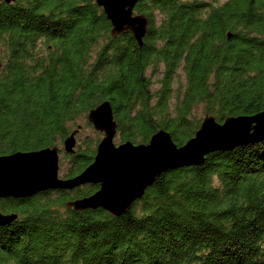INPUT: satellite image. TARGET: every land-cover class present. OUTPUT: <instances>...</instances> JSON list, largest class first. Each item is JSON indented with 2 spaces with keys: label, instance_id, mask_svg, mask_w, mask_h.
<instances>
[{
  "label": "trees",
  "instance_id": "obj_1",
  "mask_svg": "<svg viewBox=\"0 0 264 264\" xmlns=\"http://www.w3.org/2000/svg\"><path fill=\"white\" fill-rule=\"evenodd\" d=\"M134 11L148 19L140 45L129 30L113 36L95 0H0V155L63 147L78 129L61 176L79 173L101 137L77 143V120L92 126L102 100L117 143L163 129L179 146L199 107L219 122L264 110V0H137ZM98 188L1 196L17 216L0 224V264H264V137L167 168L119 214L66 204Z\"/></svg>",
  "mask_w": 264,
  "mask_h": 264
},
{
  "label": "water",
  "instance_id": "obj_2",
  "mask_svg": "<svg viewBox=\"0 0 264 264\" xmlns=\"http://www.w3.org/2000/svg\"><path fill=\"white\" fill-rule=\"evenodd\" d=\"M95 2L110 20L113 36L129 30L138 44L142 43L148 19L143 13H134L137 0ZM86 117L103 134L91 163L79 173L63 178L58 174L59 147L56 145L0 155V197L27 196L46 188L72 189L97 182L99 188L92 194L67 200L66 204L74 209L100 205L112 214H119L167 168L196 164L211 150L264 137V110L251 115L227 116L222 122L206 114L194 135L179 146L163 129L155 131L146 143L129 140L115 143L116 121L108 100L91 107ZM77 130L64 139L65 152L74 151ZM16 216L14 212H0V224L9 223Z\"/></svg>",
  "mask_w": 264,
  "mask_h": 264
},
{
  "label": "rangeland",
  "instance_id": "obj_3",
  "mask_svg": "<svg viewBox=\"0 0 264 264\" xmlns=\"http://www.w3.org/2000/svg\"><path fill=\"white\" fill-rule=\"evenodd\" d=\"M4 50L0 47V61L3 60V55H4ZM157 86V83H154L153 84V87ZM195 115L198 117H204L205 116V113H203L201 107L197 108V110L195 111ZM77 122H80L83 127L81 128L80 130V133L78 134V136H76V141L77 143L79 142V139H81L84 135L87 134V136H97L98 134L95 133L96 132H100L96 129L93 128V126H89L86 124V121L84 118L80 119V120H77ZM262 132V131H261ZM102 132H100V137H102ZM114 142L117 143V137L115 136L114 137ZM59 169H58V174L60 177H62L61 175L63 173H65L67 167H68V160L67 158L65 157L64 155V149L63 147H59Z\"/></svg>",
  "mask_w": 264,
  "mask_h": 264
},
{
  "label": "flooded vegetation",
  "instance_id": "obj_4",
  "mask_svg": "<svg viewBox=\"0 0 264 264\" xmlns=\"http://www.w3.org/2000/svg\"><path fill=\"white\" fill-rule=\"evenodd\" d=\"M134 13H136L135 11H134ZM10 196V195H9ZM4 197V196H3ZM12 197H14V196H12ZM1 198V197H0ZM0 212H2V213H8V212H12V210H10V209H8V208H5V207H0Z\"/></svg>",
  "mask_w": 264,
  "mask_h": 264
}]
</instances>
